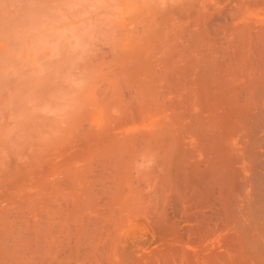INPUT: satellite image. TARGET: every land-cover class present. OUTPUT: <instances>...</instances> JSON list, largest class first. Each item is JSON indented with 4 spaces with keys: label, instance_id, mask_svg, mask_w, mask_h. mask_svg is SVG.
<instances>
[{
    "label": "bare ground",
    "instance_id": "6f19581e",
    "mask_svg": "<svg viewBox=\"0 0 264 264\" xmlns=\"http://www.w3.org/2000/svg\"><path fill=\"white\" fill-rule=\"evenodd\" d=\"M234 3L217 14L205 5L198 27L180 35L177 49L164 40V26L163 37L154 26L138 39L150 48L160 40L153 56L154 49L146 57V46L139 55L140 44L114 48L118 40L103 51L111 55L105 61L111 73L124 69L118 80L132 102L118 90L106 96L108 83L97 88L110 101L103 103L97 91L98 105L110 104L104 111L116 114L97 131L90 125L93 133L83 132L81 143L78 134L68 147L67 136L64 146L56 139L79 115L53 120L64 121L56 125L58 136L46 129L57 144L41 129L35 133L50 141L40 134L43 140L24 143L28 149L17 155L12 131L7 142L1 138L0 264H264V0ZM108 74L96 82L105 84ZM83 110L86 117L92 111ZM147 121L155 124L151 133L144 131ZM134 124L141 128L136 133L120 131ZM185 235L197 252L184 248ZM212 235L218 245L206 250Z\"/></svg>",
    "mask_w": 264,
    "mask_h": 264
},
{
    "label": "rangeland",
    "instance_id": "374dc122",
    "mask_svg": "<svg viewBox=\"0 0 264 264\" xmlns=\"http://www.w3.org/2000/svg\"><path fill=\"white\" fill-rule=\"evenodd\" d=\"M195 1L194 0H0V141L4 143L5 141H2L1 138L4 137L5 139L4 138L3 139L6 140L5 135H7L9 131H12L13 133L12 135L14 136H11V132H9L8 137L10 135L11 137H9V139L10 138L12 139L14 137L15 139L12 140L15 141L19 140L20 142L18 144L17 142L15 143L19 147L15 146V144L10 145L13 141H10L9 145L15 148V149L12 148L15 151L14 152L15 154L17 155L18 153L21 154L19 151V149L21 150V147L28 149L27 146H31L29 144L33 145L35 140L36 142L37 140L39 142V140L41 139L43 140L42 137L44 138L47 137V136L45 137L44 134L45 132L43 134L40 132L41 129H45V131L47 129L48 131L50 130L49 132L52 131L54 133L53 129H55L56 132L57 131L56 128H58L56 125L60 124V127L64 126V121L62 123H58L61 122V120L60 121L56 120L57 123L54 124L56 121L53 123V120L61 117L62 119H64L65 116L67 119L71 115H75V116L79 115L80 117L81 116L83 117L79 118L76 116V120L74 117V121L77 122L78 120L79 122V123L73 122L74 125L76 126L70 123L71 121H73L72 120L73 118L71 117V120L69 118L68 120H70L69 123L71 125L66 124L69 128L67 127L68 129H66L65 126V131H63L64 129H61L62 127L60 128L61 130L58 129L59 131H62V133L59 132L62 135L59 134L58 132L55 133L56 136L58 135L60 137L67 136L64 140L65 143L62 142L63 137L60 138L58 136L56 138V136L46 131L47 132L46 135L51 134L50 137L52 141H50L48 137L46 138L50 141V143L55 142L57 144L58 142L59 143L61 142L60 144H62L63 146L64 144L65 145L69 144L70 146H72L71 144H74V142L77 139L76 138L77 134L79 135L78 137L80 139V140L77 139L76 141L77 143L78 142L81 143L82 140L80 138L82 136L81 134H83V132L85 133L86 130L89 134H91L92 129L88 131L90 125L91 128H93V131L95 130L97 131L103 128V125L105 123L107 124L108 122H110L109 121L110 119L108 120L107 116H109L110 118V116L112 115L114 116L116 112L114 111V109L112 110V108L111 110L114 112H111V110L110 112L109 111L106 112L107 110L104 111L105 108L107 107L109 108L110 104H106L105 105L106 107L103 106V104H100L102 102L99 99H97L98 94L100 99L101 97H105L107 91L105 92L103 89L105 88L107 83H108L107 85H109L110 87L108 86L109 90L107 89L108 93L106 94V96L109 95V92L116 93V90H118L120 91L118 97H121V95L124 94L125 90H127V88L126 89L122 88L126 86V84L123 82L125 78L124 69L121 67H117L115 68L114 71H112L113 73H111L112 70V69L110 70L111 64H109L110 65L109 66L107 63L108 60L111 63L110 61L111 58L108 59V57L109 56L111 57V55L110 54L108 55L106 53L107 51L110 52L108 50L109 47L113 49L112 46L116 45L117 40L120 42V44L118 42L117 45L114 46V48L117 49L126 50L135 46L137 48V45L140 44L138 48L141 50L142 48L144 49V46H146V50L144 49V51L147 53V54L145 53L146 57H149L150 50L152 52V50L154 49L153 54L151 55L153 56L157 50V44L160 43V40L159 43L155 42L157 43L156 45H154V43L152 42V46H156V49L153 48L152 46L151 49L149 47L150 44L149 45L147 44L148 41L141 42L139 41L140 40L139 38H141L143 35L149 34V32H151L152 28L154 29L155 26L153 32L156 33L161 32L160 37H163V32H165L164 40H167L168 38V40L170 41L168 42L169 45L171 46L173 44L172 49H177L176 48V46L178 45L177 40L179 41V37H181L180 35L184 32L187 33L188 31H192L196 29V26L198 27L197 24L199 21L197 20V18L200 17L199 15L201 13H205L207 12V10L210 9L214 10V8H216L218 9V11L215 9L214 10L215 13H214L212 10H210V13L217 14L220 8H223L222 5L226 4L225 5L226 7L230 4L228 7L223 8L225 10L222 9L226 13V9H228L230 6H233L235 4L234 3L235 1L238 2V0L235 1L225 0V2L223 0H203V1L195 0ZM218 1L220 3H218ZM222 1L223 4H221ZM193 2H195V4H197L198 7H201V10H199L201 11L200 13L196 11V9L198 8H196V5L193 4ZM231 2L233 3L231 4ZM208 4L209 6L210 5L211 6L209 7ZM193 5H194V11H191L193 9L192 8ZM205 5L209 9L206 10V8L204 7ZM180 9L181 11L182 10L184 11L181 12L179 11ZM189 10L192 13L193 19L191 17V13ZM152 13L155 16V19ZM182 13L185 14L186 18H184V15H182ZM193 13H195L196 19L194 18ZM179 15L181 18L179 17ZM202 15L203 14H201V16ZM187 16L191 17L190 22H192L194 26H192L190 22L189 23L192 27L189 25L188 20L190 18H188ZM171 17H173V19H171ZM168 19L170 20V23ZM181 19H182V25L184 22L185 27L181 26V22H179V20L181 21ZM183 19H186L187 22L183 21ZM193 20L194 21L197 20L196 24L194 23ZM144 21L146 22L144 23ZM163 21H164V25L162 24ZM172 21L174 23H172ZM167 23L172 26L170 25L167 26ZM185 23L186 24L188 23V25L186 26ZM178 25H179V29H178ZM156 26L158 29L156 28ZM162 26H164L163 32H162ZM136 27H138L137 28L138 30H136ZM148 27H152V28H148ZM168 28L170 31L167 30ZM142 30H145V32H143ZM166 30H167V35H166ZM177 30H179V36H177L178 34ZM146 31L148 33H146ZM173 32L175 35H173ZM135 35H137L136 40H135ZM128 36H131V38H133L135 43L131 42L132 39L127 38ZM175 36L177 37V39L175 43H173ZM163 41L161 39V42ZM150 42L151 41H149V43ZM128 43L132 45L128 47L127 46ZM120 45L122 46L120 47ZM105 48L106 50H104ZM103 51H106L104 52L106 54V57ZM139 55L145 56L144 52L143 55L142 53ZM102 56L104 58L103 59L104 65H100L103 63L102 62L103 60L101 58ZM99 62L102 63L99 64ZM96 66L98 68V71L99 68L101 69L99 73L98 71L95 73ZM104 66L106 67L109 66V67L103 69ZM117 69L119 70V72H116ZM102 70H104L105 73L107 72V74L110 72L111 75L113 74L112 75L113 77L115 74L118 75L115 76V78L119 77L117 79L115 78L113 79V77L108 74L109 75L107 78L108 81H115L120 79L121 76H122L121 78L124 77L123 79H120L123 80L122 82L124 83V86H121L122 82H120V80L116 81V85L114 84L115 86H111L112 84H110V82L106 80H105V84L102 81L101 82L103 84H101L99 81H98L99 83L96 82L97 80L100 79V75L105 74L102 72ZM120 70H122L123 72L122 71L120 72ZM119 73H121V76L119 75ZM123 73L124 76L122 75ZM109 77H111L112 79L111 78L109 79ZM117 84L120 85L118 86ZM101 85H105L102 89V92L103 91L105 92V93L103 92V94H100L99 92L101 91L100 90ZM117 86L118 89H115V87L117 88ZM120 86L121 88L119 89ZM97 88L99 89V91ZM111 88L114 91L111 90ZM121 89L123 93L121 92ZM97 91L99 92L98 94ZM125 94L127 95V98L126 95H123L121 98L123 100L125 96L124 102L127 104L130 101V99H128L129 93L126 92ZM76 97L77 98L80 97L81 101L79 99L78 100L80 102L77 101ZM129 97H131V95ZM74 99H76L78 104H76L77 102L75 103ZM95 99L97 100V102H95L96 101ZM105 99L107 100V98ZM105 99L103 100L102 98L101 100L106 101ZM125 99H128V102H126ZM88 100L90 101L92 100V103L90 101L88 102ZM122 100L120 101L122 102V105L127 106L128 104L126 105ZM98 101L100 102L99 105H98ZM107 101L110 103L109 99ZM107 101L103 103H108ZM85 102L87 104L89 103V105L85 106L84 105L86 104ZM90 106H94L95 108L93 109L92 107V109H90L91 108ZM85 107H88V110ZM81 108L85 109V112L92 110L90 114L89 112L87 113L88 121H87V117L85 116L86 114L85 115L82 114L84 113V110L80 112ZM78 112L81 113L82 115H80ZM106 113L109 114L107 115ZM88 115L89 116L91 115L90 116V118H92L91 120ZM103 115L105 116L104 117L105 119H103ZM78 118L80 119V121ZM66 119H64L65 123H68L66 122ZM80 123H82L83 125ZM84 124H86V127H84L85 129H83V127H81V129L76 128L78 126H84ZM151 124L153 125V123L147 121L146 125L144 126V131L148 133L154 131L153 126L154 128H156L155 124L153 126H150ZM135 125L136 124L127 125V127L123 126L120 129V131L124 132L125 134L136 133V131L141 128ZM72 126L76 128L75 131ZM77 129L78 132L76 131ZM14 130L17 131V135H15L16 133H14L15 132ZM18 130H22V131L18 132ZM38 130H40L39 131L40 133L37 135ZM70 130L71 133L73 132V134L70 133ZM36 131L37 133H35ZM68 131L70 134L68 133ZM30 132L32 133L34 132L35 133L34 136L36 138H38L40 134L41 136L42 135L44 136L39 137L40 139H35V137ZM64 132H66V134ZM70 135L71 137H69ZM72 135H75L74 136L75 140H73ZM27 136L30 138L27 139ZM55 138L57 139L58 142H56V140L55 141L53 140ZM58 138H60L61 141H59L60 139ZM9 139L7 138V140ZM30 139L32 140L31 142ZM24 143H26L27 146L26 145L24 146ZM66 147L68 146L66 145ZM189 219H187V221H189L188 225L194 223L192 222L194 219L190 221L192 217L190 220ZM191 237L192 236L189 235V239ZM184 239L185 241H188L186 235L184 236ZM208 239H207L208 242L207 240L205 242L206 248L204 247V249L208 250L211 247H213L214 244H215L214 247H217L218 245L217 242L219 240H217L218 238L216 237V235H212ZM214 241L216 243H214ZM190 242H192V246ZM194 244L195 242L193 243V240L188 241L185 244L184 248L186 250H190L191 253H195L197 252L199 246L197 247L198 245L197 243L195 245ZM194 259L196 261L195 256Z\"/></svg>",
    "mask_w": 264,
    "mask_h": 264
}]
</instances>
